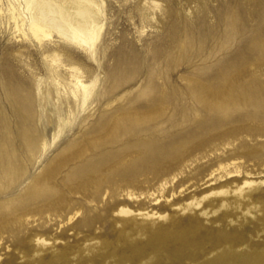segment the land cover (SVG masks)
I'll return each instance as SVG.
<instances>
[{
	"label": "rangeland",
	"instance_id": "1",
	"mask_svg": "<svg viewBox=\"0 0 264 264\" xmlns=\"http://www.w3.org/2000/svg\"><path fill=\"white\" fill-rule=\"evenodd\" d=\"M97 1L103 28L92 55L57 30L36 37L26 0H0V223L9 228L0 230V264H40L63 254L70 257L65 264H81L79 251L116 240L123 223L132 229L195 220L217 231L242 230L249 251L264 250V0ZM69 67L85 71V82L98 79L84 108L69 101ZM157 107L166 118L133 123ZM119 119L125 131L109 138ZM133 142L153 153L199 148L181 159L183 172L164 195L149 169L153 158L125 156L137 173L132 182L122 178L124 158L113 154ZM79 168L104 184L99 200L89 196L97 185L81 189ZM250 181L245 197L229 198L260 211L225 215L218 208L203 216L216 195L181 209ZM134 187L157 191L150 199L125 196ZM116 199L133 215L117 219ZM205 247L218 252L223 245L208 237ZM187 252L196 256L184 255L181 264L210 256L203 248ZM102 253L88 258L117 264L95 263ZM156 255L171 264L163 245Z\"/></svg>",
	"mask_w": 264,
	"mask_h": 264
},
{
	"label": "bare ground",
	"instance_id": "2",
	"mask_svg": "<svg viewBox=\"0 0 264 264\" xmlns=\"http://www.w3.org/2000/svg\"><path fill=\"white\" fill-rule=\"evenodd\" d=\"M26 3L28 8H32L31 19L29 20V30L33 32L36 37H39L41 34L50 37L52 35L51 30H57L67 40L83 46V48L94 55V47L103 28L101 23V8L97 0H26ZM84 74L85 71L79 68L69 67V101H75V104L80 108H84L94 95L96 83L98 81L96 78L90 83L85 82V79L83 78ZM38 92H40V86L38 87ZM225 100V103L228 104L227 102H230V96L225 98ZM153 113L154 115H151ZM153 113L136 115L132 118V121L134 124L144 125L161 121L163 118L167 117L166 110L163 108L157 107ZM122 121L123 120L120 119L117 120L112 127L113 133L109 138L120 137L122 135L123 131L126 129L125 126L121 124ZM154 126L157 127L155 124ZM131 144L132 145L130 146L120 148L118 152L113 154V157L124 158L125 156H130L131 158H134L135 156H140L139 158L155 159L156 163L150 165L149 169L155 170V176L159 178L157 182L160 189L159 191L164 195L167 190L166 187H169L167 185H170V183L176 178H179V175L183 172L182 168L178 170L181 166V159L199 148L195 146L196 148L192 149L191 152L188 153L187 151L181 154H175L173 152L153 153L146 148L140 149L139 142H133ZM106 155L107 152L104 153V156L109 158V156ZM3 164L6 165L4 168H7L8 162L4 161ZM121 164H124L123 168L125 170V173H122V178L128 182H132L137 173L136 164L125 161V158L124 161L118 165ZM118 165L115 166L117 167ZM220 168L222 169V172L225 171L228 172V174L232 172L228 170L227 166ZM97 169L98 168H95V170L92 169L94 170L92 172H95ZM175 170H178V172H175ZM79 171L83 177L81 181V189L84 186L88 188L89 186L97 185L98 190H96V193L89 194V196L94 200H99L101 189L104 184H102L101 180L92 176L90 177V171L88 169L79 168ZM116 173L117 175H121L119 172ZM210 175L212 176V173H210ZM49 176L50 178H53V172H51ZM222 177L224 176L221 175L218 176V178H211L206 182L215 179L218 180ZM252 183L253 182L251 181L245 182L234 190L230 188L216 190L201 199L197 198L191 201L181 207V209L183 211L192 210L193 207L202 205L203 201L208 197L216 195L219 197L217 205H213L211 208L204 207V211L202 212L203 216L206 215L208 209L216 210V213H218V208H222L220 210L224 209L223 213L225 215L238 209L246 210L247 213L252 214L254 210L260 211V209L254 206L243 209L240 203L232 201L229 198L231 194L238 197H245V187L247 185L250 186ZM172 187L171 190L174 189ZM155 191L157 190L152 191L151 188L144 189L134 187L133 189L127 190L125 196H130L138 200L142 195H145L150 199L149 196L153 195V192ZM115 203L112 211H117V219L131 216L135 212V210L124 201L121 202L119 199H116ZM158 214L159 212H154L153 214L147 212L144 216L148 218L154 217ZM159 218L167 220L168 216L160 215ZM242 218L243 221H246L248 217L244 216ZM123 224L124 225L120 229L117 239L106 242L103 248L94 244L90 246L89 250L87 248L89 251L87 254L84 253L86 250L84 251L82 249L79 251L77 254L79 263L94 264L93 260L88 258V256L97 257L99 252L103 251L102 259L95 263H100L102 260L104 261L111 258L114 259L117 264H162L165 262L163 258L164 256L156 255V253L159 245H163V249L166 252L165 259H170L171 264H181L182 258L185 257L184 255L191 257L190 259H194L196 254L188 252L186 254V250H188L189 247L193 248V250L203 248L206 250V253L210 254L208 258L202 260L198 264H264V250L249 251L251 244H249L245 232L242 230L239 231L235 228H231L229 231H217L213 228L204 227L195 220L186 225L174 222H164L159 226L151 225L150 227H147L145 225H138L132 229L130 224ZM233 224L232 221L227 224L222 223V225L226 227L233 226ZM8 229L9 228L5 223H0L1 231H7ZM208 237H211L222 244V249L218 252H213L212 249L206 248L205 246L208 243ZM69 259L70 257L63 254L53 258L50 262L40 260V264H65L69 262Z\"/></svg>",
	"mask_w": 264,
	"mask_h": 264
}]
</instances>
